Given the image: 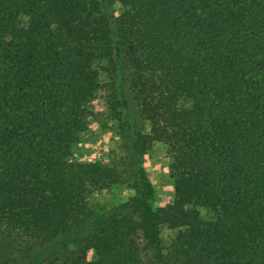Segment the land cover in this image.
Listing matches in <instances>:
<instances>
[{
	"label": "trees",
	"instance_id": "1",
	"mask_svg": "<svg viewBox=\"0 0 264 264\" xmlns=\"http://www.w3.org/2000/svg\"><path fill=\"white\" fill-rule=\"evenodd\" d=\"M93 100L105 164L72 160ZM0 264H264V0H0Z\"/></svg>",
	"mask_w": 264,
	"mask_h": 264
},
{
	"label": "rangeland",
	"instance_id": "2",
	"mask_svg": "<svg viewBox=\"0 0 264 264\" xmlns=\"http://www.w3.org/2000/svg\"><path fill=\"white\" fill-rule=\"evenodd\" d=\"M117 11L121 8L117 6ZM101 78V74H100ZM92 116L88 121L87 130L79 136L78 142L72 150V160L78 163L88 164L99 162L106 163L107 152L112 148L118 138L113 129V123L102 114V108L98 100H93L89 105ZM144 165L156 191V207H164L173 201V183L169 177V157L163 144L154 143L144 155ZM133 192L124 186L112 187L95 194L91 199V205L97 213L103 214L116 207L133 196ZM203 220H209L212 216L205 209H199ZM173 233L167 228L161 229V238L167 241ZM94 252H87L88 261L93 260Z\"/></svg>",
	"mask_w": 264,
	"mask_h": 264
}]
</instances>
